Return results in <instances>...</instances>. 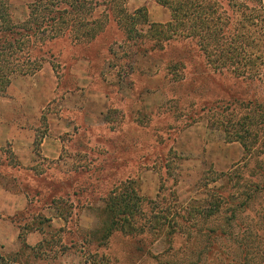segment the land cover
I'll use <instances>...</instances> for the list:
<instances>
[{"label": "rangeland", "instance_id": "obj_1", "mask_svg": "<svg viewBox=\"0 0 264 264\" xmlns=\"http://www.w3.org/2000/svg\"><path fill=\"white\" fill-rule=\"evenodd\" d=\"M91 2L84 8V0H0L7 7L0 27L65 7L76 23L70 37L44 48L40 70L15 73L0 92V117L18 122L20 146L31 142L34 155L24 163L12 142L0 139V253L19 264H99L100 254L106 264H162L155 256H168L166 226L133 239L116 232L104 247L94 242L115 219L112 207L105 213V197L117 179L157 201L145 205L147 216L177 204L205 208L216 191L233 197L227 205L218 198L230 215L246 183H264V0H231L222 42L239 47L240 55L218 69L195 43L176 62L173 43L154 50L143 39L133 46L115 23L84 42L79 35L89 8L92 19L104 9L103 0ZM125 7L130 13L147 8L157 27L137 24L142 35L172 19L155 0H127ZM17 109L22 113L14 121ZM12 125L0 123V135L13 134ZM46 137L61 141L58 158L40 153ZM260 194L255 210L264 206ZM236 214L234 234L237 220L249 223L246 211Z\"/></svg>", "mask_w": 264, "mask_h": 264}, {"label": "trees", "instance_id": "obj_2", "mask_svg": "<svg viewBox=\"0 0 264 264\" xmlns=\"http://www.w3.org/2000/svg\"><path fill=\"white\" fill-rule=\"evenodd\" d=\"M155 1L171 11L172 19L167 24H158L156 33L151 36L142 35L136 29L137 24L149 25L150 28L157 27L156 24H150L147 8L141 7L135 13H130L125 7L127 0H103V12L93 19L91 17L93 9L89 8L90 15L84 22V32L79 36H84V42L89 43L104 32L108 25L115 23L119 29L126 30V39L132 40L133 46L143 39L144 42L148 40L152 42L151 47L154 50L165 49V46L173 43L171 50L176 51L177 55L175 57L173 55L172 58L176 62L183 60V49L191 47L193 43L202 52L206 63L211 66L214 61L216 64L214 67L217 69L239 58V47L222 42L223 29L231 24L229 19V13L233 9L231 0ZM88 4L92 5L91 0H84V8ZM98 4L100 3H95ZM5 9L7 7L0 3V16L3 22L6 21ZM67 10L66 7L49 9L45 17H38L37 13H33L31 19L21 26L9 23L0 27V92L7 90L15 73L32 75L40 70L44 61L43 50L54 39L70 37V31L76 27L74 25L76 23L71 24L74 19H68L67 14L70 11ZM131 32H135L136 35L132 36ZM244 147L247 148V145L244 144ZM113 177L112 175L110 179ZM127 181L117 179L116 183H112L114 187L108 190L105 197L107 204L105 213L107 207H112L111 214L115 219L109 222L101 238L94 241L97 247L108 244L110 237L116 232L133 239L148 234L157 227L161 233L166 226L169 247L165 253H168V256L162 260L155 256L162 264H264V206L261 210L253 209L260 207L257 202L260 197L258 194L264 193L263 182L257 180L246 183L248 190L238 192L243 201H240L234 210L230 209V215L229 208L219 202L225 201L227 205L232 203L230 199L233 197L230 194L225 195L223 191H216V195L212 196L205 208L195 209L190 206L187 210L185 206L177 204L174 209L158 211V214L155 212L154 215L147 216L143 208L150 203L157 204V201L142 196L134 188H125ZM163 188L162 185L160 194ZM160 194L157 199L163 200ZM169 195L175 199L172 193ZM219 197L222 201H219ZM238 208L241 213L247 212L246 218L249 223L237 220L236 226L240 231L234 234L232 220L237 218ZM214 217H217V221ZM42 246L43 243H40L37 248ZM138 246V250H142L143 246ZM24 247L36 249L27 243H24ZM180 250L181 256L178 254ZM97 252L99 251L93 253L94 256L100 254ZM100 255L102 256L99 264L108 263L106 255ZM0 264L19 263L17 260H8L0 253Z\"/></svg>", "mask_w": 264, "mask_h": 264}, {"label": "crops", "instance_id": "obj_3", "mask_svg": "<svg viewBox=\"0 0 264 264\" xmlns=\"http://www.w3.org/2000/svg\"><path fill=\"white\" fill-rule=\"evenodd\" d=\"M11 84V83H10ZM1 102V100H0ZM15 109H13L11 111V113L14 111ZM41 110V108L39 109ZM21 111L20 110H16V115H15V119L14 121H19L20 119L17 117V115L21 114L20 113ZM2 118L4 119V121H2ZM0 123H3V124H10L12 123V127L14 128V133L11 134L10 131L9 132H2L1 135H0V139L2 141H10L12 142V145H13V149L15 150L16 154L19 155V159L24 162V163H27V162H30L31 160L28 159L26 156L28 157H33L34 155H32L33 151H31V142H29L28 144L25 143L23 147V149L27 150V151H24L21 146H20V140H18V134L16 135V130L17 129H22L20 128L18 125V122L16 123H13V121L11 120L10 121V117H0ZM16 135V136H15ZM61 149H62V144H61V141L59 139H54V138H48L47 137L41 142L40 144V153L46 157V158H52V159H55V158H58L60 156V153H61Z\"/></svg>", "mask_w": 264, "mask_h": 264}]
</instances>
